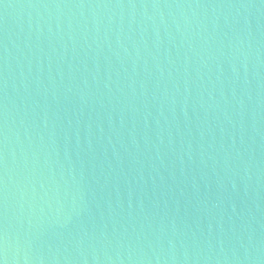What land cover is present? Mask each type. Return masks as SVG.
<instances>
[{
	"label": "water",
	"instance_id": "water-1",
	"mask_svg": "<svg viewBox=\"0 0 264 264\" xmlns=\"http://www.w3.org/2000/svg\"><path fill=\"white\" fill-rule=\"evenodd\" d=\"M0 264H264V0H0Z\"/></svg>",
	"mask_w": 264,
	"mask_h": 264
}]
</instances>
